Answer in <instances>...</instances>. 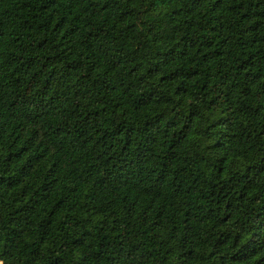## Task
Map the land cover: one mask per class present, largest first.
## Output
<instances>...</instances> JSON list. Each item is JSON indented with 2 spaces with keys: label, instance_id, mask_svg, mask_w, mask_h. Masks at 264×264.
Here are the masks:
<instances>
[{
  "label": "trees",
  "instance_id": "16d2710c",
  "mask_svg": "<svg viewBox=\"0 0 264 264\" xmlns=\"http://www.w3.org/2000/svg\"><path fill=\"white\" fill-rule=\"evenodd\" d=\"M3 264H264V0H0Z\"/></svg>",
  "mask_w": 264,
  "mask_h": 264
},
{
  "label": "built area",
  "instance_id": "2783aa9c",
  "mask_svg": "<svg viewBox=\"0 0 264 264\" xmlns=\"http://www.w3.org/2000/svg\"><path fill=\"white\" fill-rule=\"evenodd\" d=\"M0 264H3V262L0 260Z\"/></svg>",
  "mask_w": 264,
  "mask_h": 264
}]
</instances>
